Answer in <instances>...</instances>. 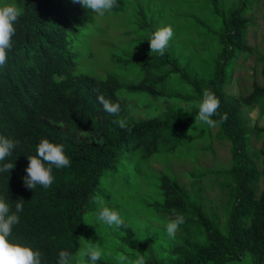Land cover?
<instances>
[{"label": "trees", "instance_id": "1", "mask_svg": "<svg viewBox=\"0 0 264 264\" xmlns=\"http://www.w3.org/2000/svg\"><path fill=\"white\" fill-rule=\"evenodd\" d=\"M165 1L116 0V7L98 16L72 0H0V6L12 5L21 12L7 65L0 68V135L19 141L11 156L0 162L15 166L0 173V197L12 212L23 199V211L17 213L20 222L8 240L41 252L43 264H57L60 251L75 254L82 237L100 246L102 258L96 264H129L139 254L146 264H229L247 255L254 264H264V147L252 145L253 138L264 144V126L249 127L241 105L226 91L238 53L250 51L245 43L249 19L242 15L250 0H240L230 20L217 0H176L167 8ZM178 7L202 8L193 12L196 18L213 14V23L200 22L202 26L174 14L179 22L175 38L187 34L199 43L210 37L198 68L191 70L189 63L178 66L184 57L178 51L181 47L167 48L164 56L146 52L137 57L127 53L130 45H123L104 51L112 56L107 61L111 72L96 74L104 62L96 59L94 44L105 41L107 29L101 24L105 18L125 19L127 28L139 37L136 44H142ZM198 29L207 36L200 37ZM260 60L264 63V54ZM151 63L156 64L151 70L160 81L171 76L170 83L181 90L170 91L172 99L192 103L186 115L175 110L138 123L122 109L117 93L125 90L164 95L156 83L143 81ZM205 89L220 100L218 115L212 119L219 121L225 113L228 117L215 127V139L231 146L230 166L204 175L193 173L189 189L176 178L154 174L153 194L142 193L144 184L151 183L145 167L166 147L185 158L194 153L196 138L204 143L213 139L214 128L195 123L196 102ZM99 95L120 105L118 115L103 109ZM238 100L264 114V86L255 83L253 92L247 97L239 94ZM121 118L126 119V129L114 123ZM42 139L62 144L71 164L62 169L51 166V187L29 190L23 184L27 156L36 154ZM209 175L226 191L223 215L208 212L210 201L200 180ZM97 196L120 213L122 227L114 230L97 220ZM173 210L184 217L185 232L189 227L198 231L196 243L176 245L162 227L145 234L153 223L165 226L169 216L174 218ZM121 254L128 260L118 261ZM85 264L91 262L85 258Z\"/></svg>", "mask_w": 264, "mask_h": 264}, {"label": "rangeland", "instance_id": "2", "mask_svg": "<svg viewBox=\"0 0 264 264\" xmlns=\"http://www.w3.org/2000/svg\"><path fill=\"white\" fill-rule=\"evenodd\" d=\"M175 3L176 0H166L165 7L168 4ZM217 4L220 5L221 12L227 19L230 20L233 13L240 7V0H217ZM83 9H85L83 7ZM203 10L200 7H196L192 11L182 9L180 7L175 8L172 11L163 26L171 25L173 32L178 28L179 22L174 18V14H179L182 17L186 16V21L193 23L198 26L200 22L213 23L212 13L208 14L204 19L202 16L196 18L193 12ZM244 18L249 19V23L245 31V43L250 51H241L238 53L236 61L233 66V73H231V83L226 85V91L228 97L231 100H235L236 103L241 105L242 112L246 115L249 120V127L259 125L264 126V114L258 107H247L242 105L238 100V95L247 97L253 92V86L258 83L260 86H264V63L260 60V57L264 54V0H250V7L242 12ZM101 24L107 29V32L103 36L105 41H98L94 44V49L98 53L97 60L104 62L96 68V74L105 76L111 69L107 64V61L111 60L109 55H106L104 51L113 49L116 47L122 48L123 45H130L127 53L131 56L140 57L143 53L150 52L149 41L142 44H136L139 38L134 32L132 33L129 27L126 26L125 19H114L113 16L105 18ZM207 26V25H206ZM183 27V26H182ZM212 28V26H208ZM158 29V28H157ZM199 36L202 37V32L198 29ZM207 33H210L208 29ZM220 34V33H218ZM204 36H207L203 34ZM189 38L187 34L181 35L178 33L177 38L175 34L169 42L168 48L173 49L175 46L181 47L179 52H182L184 57L179 61V67H184L189 63L191 70L199 67V62L205 55V51L208 48L207 44L210 43V37H205L202 42L195 43ZM212 47H216V44H212ZM120 48V49H121ZM119 53V52H118ZM119 56H123L120 54ZM117 56V57H119ZM156 64L151 63V68L148 69L147 73L143 76V81L149 80L152 83L157 84L158 91L164 93V95L148 96L142 94H132L128 90L123 91L119 97L121 100V107L127 111L129 115L135 119L138 123H145L164 117L166 115H172L175 110H178L181 115H186L193 108L192 103L179 101L172 99L169 92H180L178 86L174 87L175 83H170L171 76H168L164 81H160L158 74L151 69L155 68ZM170 70V68H169ZM167 70V71H169ZM165 73L166 70L164 71ZM174 87V88H173ZM216 128L213 130V139L207 143H204L201 139L196 138L192 145L193 154L180 158L171 152L166 147L163 151L154 157L150 161V165L145 167L147 171L144 174L150 175L151 183H145L143 186L142 193H149L152 195V179L154 174L158 175H169V177L176 178L180 183L184 184L189 189V184L192 182V174L201 173L202 175L210 173V171H216L223 167L228 168L231 163V150L230 145L226 142H220L215 139ZM252 145L256 149H262L264 144L262 141H258L255 138L252 140ZM203 177V176H202ZM200 185L204 189L207 199L210 201L207 203L208 212L215 215H223V207L227 201L226 191L222 190L217 182L213 180V176H205L200 180ZM169 216V215H168ZM173 218V216H169ZM142 223L145 221L141 220ZM165 229L159 223H153L150 227L146 228L145 234L149 236L155 231L156 228ZM188 232H185V227L180 226L176 232L175 237H171V241L176 245L185 247V243L194 244L197 242L200 234L197 230L192 227L186 228ZM167 234V233H166ZM229 264H254V260L250 255H247L241 262L234 261Z\"/></svg>", "mask_w": 264, "mask_h": 264}, {"label": "clouds", "instance_id": "3", "mask_svg": "<svg viewBox=\"0 0 264 264\" xmlns=\"http://www.w3.org/2000/svg\"><path fill=\"white\" fill-rule=\"evenodd\" d=\"M85 9L90 10L94 15L104 16L117 6L116 0H72ZM21 15L20 10L12 5L0 6V68H4L8 61V52L12 48V37L15 35V24ZM174 35L171 25L162 26L148 37L150 55L155 53L164 56L169 46V42ZM119 97V93H117ZM103 109L111 114L118 115L120 105L105 99L103 95L97 97ZM198 114L195 116V123H203L209 127L215 128L219 123L227 120V114L220 116V120L212 119L218 115L220 100L208 89L202 93V98L196 102ZM121 129L127 128L126 119L121 118L114 121ZM130 131V129H128ZM19 141L0 135V162L11 156L13 150L18 146ZM28 165L25 168L26 175L23 177V184L26 189L34 190L37 185L47 189L54 182L52 167L57 169L69 167L70 159L65 154L62 144L51 143L48 139H42L36 146V154L27 156ZM48 165V166H46ZM12 163L0 164V173L9 172L14 169ZM23 199L15 203V212H12L8 202L0 197V264H43L42 253L34 251L31 247L23 246L19 243H11L8 237L12 234L13 226L19 224L20 217L17 213L23 211ZM97 204L96 218L99 222L111 228L119 229L124 225V220L120 213L105 205L103 200L97 196L94 197ZM174 218L168 220L165 225L166 233L174 238L180 226L185 223L182 215L176 214L173 210ZM75 254L68 251H60L57 264H85V258L96 264V261L102 258L100 246L91 241L85 240ZM117 260L124 262L128 258L124 255H118ZM129 264H146L143 254H139L135 260L129 261Z\"/></svg>", "mask_w": 264, "mask_h": 264}]
</instances>
